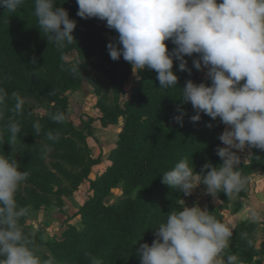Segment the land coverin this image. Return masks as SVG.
I'll list each match as a JSON object with an SVG mask.
<instances>
[{
  "label": "clouds",
  "instance_id": "1",
  "mask_svg": "<svg viewBox=\"0 0 264 264\" xmlns=\"http://www.w3.org/2000/svg\"><path fill=\"white\" fill-rule=\"evenodd\" d=\"M25 0H0V7L15 12ZM64 3V2H63ZM77 16L106 21L109 29L118 33L116 42L109 41L110 58L130 63L133 76L144 70L156 73L161 88L178 87L174 71L178 61L180 71H187L186 56L193 59L197 70L206 69L211 81L196 83L188 79L181 92V103H191L199 121L201 113L219 118L226 127L218 139L217 155L222 163H205L200 173L181 159L162 174V183L184 195H191L200 183L208 194L231 195L246 183L241 173V156L247 149L264 150V0H76ZM38 29L58 47L64 48L75 39L76 20L57 0H33ZM166 41L175 47L170 51ZM31 63H36L35 59ZM75 73L76 68L70 69ZM8 93L0 87V119ZM12 112L21 114L25 100L17 93ZM183 115L174 117L183 125ZM55 122L65 120L64 113L51 116ZM211 126V125H209ZM40 132V124H34ZM14 144L21 133L19 123L8 121ZM49 140H57L51 131ZM3 137L0 135V140ZM249 163V159L243 161ZM204 170H207L206 172ZM29 173L20 170L11 155L0 154V264H56L55 258L39 256L33 241L25 233L22 218L29 215L27 207L17 204L16 194L27 181ZM151 244L140 245V264H237L235 255L223 253L233 235L231 228L208 210L199 206L170 211L166 221L154 229ZM89 264L103 261L86 253Z\"/></svg>",
  "mask_w": 264,
  "mask_h": 264
},
{
  "label": "trees",
  "instance_id": "2",
  "mask_svg": "<svg viewBox=\"0 0 264 264\" xmlns=\"http://www.w3.org/2000/svg\"><path fill=\"white\" fill-rule=\"evenodd\" d=\"M64 2V3H63ZM58 6L66 8L69 17L76 20L74 40L64 48H58L38 29L34 14L33 0H25L15 12H8L0 7V87L7 93H30L44 95L53 104L42 115L24 126L34 137L45 139L54 150H61L64 159L73 164H83V157L74 141L83 130L77 129L65 114L67 89H78L82 82L90 78L88 73L87 50L81 48L82 41L116 42L118 33L113 32L107 40L103 35L104 21L97 18L83 19L77 16L76 0H57ZM171 51L175 46L166 41ZM76 52L71 61L64 59V54ZM193 56H186L187 71H180L178 61H174V71L179 77L178 87L161 88L156 73L144 70L138 74L137 87L128 92L126 98L113 107H106L99 98L98 120L106 126L108 122L123 119L122 129L113 148L108 152V164L95 179H90V195L77 210L81 227L68 225L60 236L47 241V253L55 258L56 264H89L86 253L103 261V264H140L137 253L140 245L149 244L155 239L154 229L165 222L170 211L182 210L183 193L171 189L162 183V174L174 167L181 159H186L194 170L201 172L205 163L214 166L222 163L217 155L218 146L223 147L218 139L225 125L219 118L211 119L201 113L199 121L193 122L195 115L191 103L182 104L180 97L188 79L196 83L211 81L206 78L205 69L197 70L193 66ZM35 59L36 63H31ZM122 70H112L110 83L116 95H124L122 83L132 73L131 65L121 56ZM48 67L46 76L41 75L38 67ZM75 67L76 72L70 71ZM57 71V74H53ZM64 113L65 120L55 122L53 114ZM183 115L181 126L174 119ZM39 122L37 134L34 124ZM211 125V126H209ZM51 131L57 140H49ZM249 163L241 164L240 171L246 178L254 169L264 171V150L249 149ZM20 170L27 171V181L45 186L52 191L55 188L52 175L45 171L42 156L38 153L25 152ZM205 172L207 170H204ZM113 189L120 190V196L112 203L104 198ZM236 194V207L240 209L246 195L245 186ZM230 196V195H229ZM229 196L220 192L217 197L228 202ZM17 204L22 207L21 189L16 194ZM209 212L222 222L219 211L212 208ZM20 223L28 234L25 218ZM256 223L250 220L236 222L231 230L229 247L224 250L225 260L228 255L237 257V264H260L264 257V239L257 245Z\"/></svg>",
  "mask_w": 264,
  "mask_h": 264
},
{
  "label": "rangeland",
  "instance_id": "3",
  "mask_svg": "<svg viewBox=\"0 0 264 264\" xmlns=\"http://www.w3.org/2000/svg\"><path fill=\"white\" fill-rule=\"evenodd\" d=\"M104 25L103 35L110 40L113 32L117 33L106 26V21ZM81 48L87 50L90 78L84 80L78 89H67L63 94L66 97L67 118L77 129L83 130L80 136L74 137L79 153L83 157V164H73L64 159L61 150L52 149L45 139H37L24 126L37 115L44 114L53 104L43 94L40 95L36 91H33V94L20 93L25 104L22 113L17 115L12 112L15 102L11 99V93H8L6 105L3 107L4 118L0 119V135L3 137L0 140V154L11 155L18 161L19 166L24 161L25 152L40 154L44 169L52 175V182L55 184L52 191L32 181H26L20 187L22 207L29 209V215L25 217V224L29 228L28 235L39 256L48 252L45 243L60 236L68 225L81 227L77 210L91 193L90 179H95L105 170L108 164V152L113 148L122 129V118L114 123L109 121L106 126L101 125L98 120L100 109L97 107L99 98L103 99L106 107L111 108L126 98L128 92L133 91L138 84V78L131 73L122 83L125 94L116 95L117 93L111 88L110 73L112 70H122L121 58L111 59L107 43L104 41H82ZM76 57V52L64 54V59L68 61ZM37 71L46 76L49 68L40 66ZM52 72L58 75L57 71L52 70ZM9 119L16 120L22 130L12 145L7 142L10 137ZM238 154L243 164L245 159H249L250 151L246 148ZM244 186L246 195L240 209L236 207L235 193H232L228 202L224 203L217 196L208 194L203 183H200L191 195H183V206H199L208 211L211 208L219 211L222 222L230 228L239 221L255 222L258 245L264 239V171L254 169ZM119 196L120 190L113 189L111 194L104 198V202L112 203ZM260 264H264V257Z\"/></svg>",
  "mask_w": 264,
  "mask_h": 264
}]
</instances>
